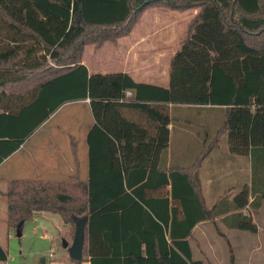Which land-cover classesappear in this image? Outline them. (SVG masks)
Listing matches in <instances>:
<instances>
[{"label": "trees", "instance_id": "1", "mask_svg": "<svg viewBox=\"0 0 264 264\" xmlns=\"http://www.w3.org/2000/svg\"><path fill=\"white\" fill-rule=\"evenodd\" d=\"M153 7L198 10L171 58L169 87L122 73L90 75L85 48L128 36ZM128 90L134 100L121 103ZM85 100L96 122L88 136L89 182L11 181L8 227L22 231L46 212L75 228L73 216H87L90 264H204L193 260L188 238L209 221L234 264L197 179L202 155L187 166L165 165L170 119L158 104L223 108L216 140L227 134L231 154L250 155L256 194V156L264 155V0H0V123L9 124L0 134L7 138L0 139V164L62 105ZM134 110L156 124L147 143L129 142L148 134L129 119ZM262 187L257 200H264ZM239 201L243 208L246 200ZM222 222L255 231L249 214ZM7 260L0 245V263Z\"/></svg>", "mask_w": 264, "mask_h": 264}, {"label": "crops", "instance_id": "2", "mask_svg": "<svg viewBox=\"0 0 264 264\" xmlns=\"http://www.w3.org/2000/svg\"><path fill=\"white\" fill-rule=\"evenodd\" d=\"M196 12L193 10L179 12L161 7L149 8L142 13L128 36L120 38L116 43L108 42L99 48L106 49L105 59H87L85 48L82 64L88 69L90 75L122 73L129 75L138 84L167 89L171 58L180 49L187 35V25ZM134 96L133 90L126 91L125 100L121 103L133 101ZM158 105L166 108L170 119L169 145L163 156L166 160L165 165L168 167L170 161H174L176 164L187 166L202 155L196 171L197 179L206 207L218 213L215 224L220 232L228 239L235 236L247 241L248 231L228 228L222 220L234 214H249L255 226V231L251 232L250 236L260 238V231L263 229L258 223L261 221L264 224V200H257V198L262 197L260 192L264 184V155L261 161L256 156L258 168L255 175L256 194L253 195L251 194L253 175L250 155L231 154L227 134L221 135L216 140L224 120V113L221 110L223 108ZM72 107L81 114L85 110L86 114L90 115V122L77 121L70 114L66 119L51 126L56 114ZM127 115L130 120L148 131L147 135L142 134L137 137V140L129 142H149L150 131L156 124L135 110L128 111ZM95 123L90 100L62 105L36 128L18 150L0 164V197H6L9 183L13 180L88 183L90 179L88 136ZM8 129L7 121L0 123V134L7 133ZM0 139L7 138L0 137ZM126 142L127 140L124 139L121 144L124 145ZM101 158L104 159L106 156L102 155ZM242 198L246 200L243 208L239 201ZM0 205L4 211L0 210V223L6 222L9 238L11 230L8 227L7 199ZM39 214L46 219L57 215L43 212L36 216ZM61 221V226L65 227L64 232L71 230L62 217ZM209 226L214 227L209 221L198 223L188 238L189 244L197 232L200 237L207 240L206 229ZM3 232L4 227L0 225V245L4 248L1 240ZM43 237L46 239L48 236ZM54 240L51 238L52 243ZM55 250L51 248L48 255L50 264H74L67 249L63 247L58 254ZM191 251H193L192 248ZM83 259L85 262L82 264H90V257L84 256ZM43 261L47 263L46 259Z\"/></svg>", "mask_w": 264, "mask_h": 264}, {"label": "rangeland", "instance_id": "3", "mask_svg": "<svg viewBox=\"0 0 264 264\" xmlns=\"http://www.w3.org/2000/svg\"><path fill=\"white\" fill-rule=\"evenodd\" d=\"M193 11L198 12V10ZM105 50H100L94 45L87 46L86 58L105 59ZM70 114L77 121L88 120L90 122V115L86 114L85 110L81 114L75 107H72L67 108L58 115L56 114L51 126L56 125L62 119H66ZM4 201H6V197H0V203ZM2 208V205H0L1 212H4ZM259 220L262 219L259 218ZM260 222L258 224L263 229L260 231V238L250 236L251 232H248L249 239L247 241H243V239L235 236H231V239L227 238L234 254V264H264V224ZM61 223V217L58 215L46 219V217H42L39 214L33 220L24 224L21 237L18 236L16 229L11 228L9 238L6 222L0 223L4 227L1 240L8 253L7 262L1 264H50L48 255L51 252V248H55V252L58 254L63 249V242L65 240L70 246L73 243L75 228L69 224L71 230L64 232L65 227L61 226ZM206 232L207 240L200 237L198 232L190 240V245L193 250V260L202 261L204 264H230V255L226 241L216 233L213 226H209ZM44 235L48 237L44 239ZM51 238L55 239L53 243ZM43 259H46L47 263H44Z\"/></svg>", "mask_w": 264, "mask_h": 264}, {"label": "water", "instance_id": "4", "mask_svg": "<svg viewBox=\"0 0 264 264\" xmlns=\"http://www.w3.org/2000/svg\"><path fill=\"white\" fill-rule=\"evenodd\" d=\"M75 222V234L73 243L70 246L65 240L63 247L68 250L69 257L73 261H80L84 257V247L86 242V228L88 224V217L73 216ZM18 236H22L21 230H17Z\"/></svg>", "mask_w": 264, "mask_h": 264}]
</instances>
